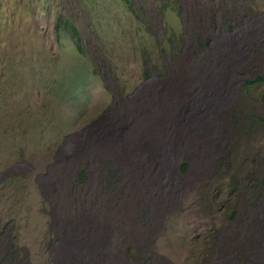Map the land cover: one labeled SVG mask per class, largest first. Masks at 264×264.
<instances>
[{
	"label": "rangeland",
	"instance_id": "obj_1",
	"mask_svg": "<svg viewBox=\"0 0 264 264\" xmlns=\"http://www.w3.org/2000/svg\"><path fill=\"white\" fill-rule=\"evenodd\" d=\"M181 1L0 0V264H264V0Z\"/></svg>",
	"mask_w": 264,
	"mask_h": 264
},
{
	"label": "trees",
	"instance_id": "obj_2",
	"mask_svg": "<svg viewBox=\"0 0 264 264\" xmlns=\"http://www.w3.org/2000/svg\"><path fill=\"white\" fill-rule=\"evenodd\" d=\"M124 1L126 3H128V0H124ZM155 1L158 2V4H159L158 9L162 12V19L166 20L165 19L166 10H168L170 8L172 9V7L170 6V3H169L171 0H155ZM174 2H176V12L180 15L181 5L178 3V0H174ZM257 13H258V11L255 10V14H257ZM53 22H54L53 29L55 32H58L59 30L72 32V38L71 39H72L76 49L80 52H83V49H82L81 44H80V38L77 35L78 30H77L76 26L71 23V21L68 19V17L65 15L59 14L54 18ZM213 25H216V24H213ZM217 26H219L218 27L219 31H221L223 29L222 24H219ZM227 26L230 27L231 25L228 24ZM2 28H7V27L0 25V29H2ZM13 32L14 31L11 30V32H8L7 35H9L10 33H13ZM206 39H205L206 41H204L203 45H205L207 43L209 38H206ZM207 45H209V41H208ZM261 81H264V76L261 73H254V76L252 78H248V77L242 78L240 83H239V88L241 90H243L242 92L244 94H248L250 92V89L257 87L261 83ZM210 102L212 103L211 100H210ZM236 107L238 108V104ZM235 110H236L235 107L232 108L230 110V115L232 114V116H233L235 114ZM232 214H233V217L236 216L237 211L235 209H233ZM236 247H237V245L231 246L230 251H234L235 255H240V249H236ZM226 253H227V251H226Z\"/></svg>",
	"mask_w": 264,
	"mask_h": 264
},
{
	"label": "crops",
	"instance_id": "obj_3",
	"mask_svg": "<svg viewBox=\"0 0 264 264\" xmlns=\"http://www.w3.org/2000/svg\"><path fill=\"white\" fill-rule=\"evenodd\" d=\"M195 18V11L192 10L191 4L188 2V5L183 4V1H181V12H180V20L182 21V24H186L189 20H192ZM198 27H200L198 25Z\"/></svg>",
	"mask_w": 264,
	"mask_h": 264
}]
</instances>
